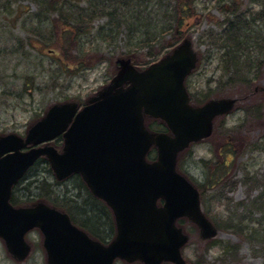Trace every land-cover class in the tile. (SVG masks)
<instances>
[{
    "label": "rangeland",
    "instance_id": "374dc122",
    "mask_svg": "<svg viewBox=\"0 0 264 264\" xmlns=\"http://www.w3.org/2000/svg\"><path fill=\"white\" fill-rule=\"evenodd\" d=\"M39 1L0 0V138H25L53 106L75 105L76 113L81 111L111 88L122 69L120 63L127 62L137 73H144L188 43L197 57L194 70L184 81L190 106L201 108L211 99L227 96L245 99L230 114L211 123L209 136L190 142L179 153L177 169L198 188L201 213L216 229L211 238H203L198 230L184 257L202 264H264V246L256 238L264 234V0L258 4L253 0H194L188 10L201 22L194 25L193 19H188L185 37L167 53L157 47L159 43L155 46V41L147 45L153 44L149 46L152 49L135 43L142 41L147 28L151 31L159 25L161 29L169 20L161 22L162 11L154 6L155 0L137 5L140 8L134 1L125 3L127 0H45L43 5ZM97 11L106 12V16L96 18ZM89 13L91 18L75 36L69 30L71 23L79 30L81 27L71 22L70 16L87 18ZM236 14L245 15L241 22L251 23L250 33L245 35L252 39L244 48L247 57L234 65L230 58L224 59L219 45L227 21ZM137 15L143 16L144 22ZM119 19L124 21L120 29ZM160 41L167 44L169 35ZM130 86L125 82L121 88ZM144 118L149 122L159 119ZM63 134L58 143H31L28 147H53L62 153ZM150 150L157 151L156 146ZM48 168V164L31 168L19 190L26 186L34 189L36 181H41L45 191L36 193H52L60 202L73 196L68 189L87 188L81 175L58 181ZM229 218L233 222L226 225ZM30 239L32 256L20 263L0 239V264H48L38 233ZM207 241L213 242L214 248H205Z\"/></svg>",
    "mask_w": 264,
    "mask_h": 264
},
{
    "label": "water",
    "instance_id": "95a60500",
    "mask_svg": "<svg viewBox=\"0 0 264 264\" xmlns=\"http://www.w3.org/2000/svg\"><path fill=\"white\" fill-rule=\"evenodd\" d=\"M187 45L144 73L122 62L111 88L80 112L75 105L53 106L25 140L0 138V237L13 254L25 246L24 234L37 227L44 235L48 264H112L116 258L185 264L179 250L187 237L174 225L178 218L189 217L203 238L216 234L201 213L198 192L176 172V157L190 142L209 136L213 117L228 112L235 101L214 100L197 109L188 104L183 83L197 59ZM125 82L131 86L122 89ZM144 115L162 119L172 136L149 133ZM63 132L62 153L53 147L21 152ZM152 145L157 160L147 163ZM41 155L58 180L81 174L94 195L112 208L117 235L110 245L92 242L55 210L8 206L9 188ZM158 199H163L162 207L156 206Z\"/></svg>",
    "mask_w": 264,
    "mask_h": 264
},
{
    "label": "trees",
    "instance_id": "16d2710c",
    "mask_svg": "<svg viewBox=\"0 0 264 264\" xmlns=\"http://www.w3.org/2000/svg\"><path fill=\"white\" fill-rule=\"evenodd\" d=\"M34 1H37V0H34ZM133 1L135 5L137 6L141 4L146 5L148 2L151 3L153 0H127L125 3L131 4ZM162 1H165L163 5L160 3ZM39 2H41V4L43 5L45 0H42ZM88 2H89V5L93 6L90 1ZM193 2L194 0H159V2L155 0L154 6H156L158 10L162 11L161 16L163 17V20L161 22H164L168 19L169 20L167 24L163 26L161 29H160L161 26L159 27V25L158 27L154 25L152 27L154 29H152L151 31H149V28H147L146 32L143 34L142 41L138 39V40H135V43L137 44V43L142 42V45H143L142 47L150 48L149 46H152L153 44L149 45L148 47L147 45L155 41L154 43L155 46L159 43L160 45L157 47H159L165 53L169 52V49H171L172 47H174L175 45H177L179 42L182 41L180 39L184 36L183 28H186V30H188V23H189L188 19L192 18L194 25L199 24L201 22L197 16H193L190 10H188L189 8L193 6ZM258 2L260 3L259 0H253V3L258 4ZM104 15L106 16V12L103 11L100 13L97 11L96 18L100 16H104ZM85 16L87 18H84L82 15L70 16V21L75 24H79L81 27L79 30V27H76V26L74 27L73 24L69 21L72 25V28H70L69 30H71V32L75 36H78L79 34H81V32L83 31L82 26H84L85 22H87V20L91 18L90 13L89 15H85ZM137 16H139L138 20L142 19V22H144L143 16L141 15H137ZM242 18H245V15L239 16V14H236L234 19L228 20L224 30L222 31V34H221L222 37L220 38L221 45L219 46L222 47L223 49L222 54H223L224 59L230 58L234 65L239 64L242 61V58L247 57L246 53L244 52V48L246 47L245 45H247V41L251 37V35H245V33L247 32L250 33L249 28L251 27V23L241 22L240 19ZM132 19L133 18H130L128 19V21H131ZM119 20H122L120 25H118V28L120 29L121 26L124 25V21L123 19H119ZM253 20L254 19L251 18V21ZM156 23L157 22H155V24ZM114 26L117 28L116 24ZM165 34L169 35V42H167V44H166V41H160ZM148 57H151V55L148 54ZM145 124H146V127L151 131L167 132L165 125L160 120H153L151 122L146 120ZM60 141L61 139L59 138L55 141V143H58ZM155 154H156L155 150H151L147 156L148 161L155 160L156 158ZM44 161L45 160H40L39 162L40 165L46 166L47 164ZM40 182L41 181L37 183L38 187L44 188V182H41V183ZM80 206L83 208L81 210V213L78 216H80L81 218L85 217L86 218L85 221L90 222L92 225L96 226L97 228H101V229L107 228V225L105 224V221H104V217L98 212V210L95 209V207L91 206L88 203L84 204L83 206L82 205ZM230 222H233V219L229 218L225 223L227 225ZM216 226L217 228H222L219 224H217ZM230 227H232L230 229L233 230V225ZM240 228L242 230L245 229L243 227H240ZM253 231L258 234V230L253 229ZM258 236H261V235L258 234ZM256 238L261 239L259 241V244L261 243V245L264 246V234L261 237H256Z\"/></svg>",
    "mask_w": 264,
    "mask_h": 264
},
{
    "label": "flooded vegetation",
    "instance_id": "af4514ba",
    "mask_svg": "<svg viewBox=\"0 0 264 264\" xmlns=\"http://www.w3.org/2000/svg\"><path fill=\"white\" fill-rule=\"evenodd\" d=\"M34 166L32 168H34ZM27 175H29V173L26 174L24 177H22L20 180H18L17 183L14 184L13 187L11 188L10 195L7 200L8 205H10L14 209H31V208H35L38 205L44 204L45 206L51 209H55L61 213H65L68 216L70 223L76 229L82 231L85 235H87V237L92 241L98 242L101 245H108L112 241V239L115 236V230H116L113 212L103 200L93 195V193L88 188L84 187L85 189H77V188L71 190L68 189L67 193H71L70 195L73 196L68 195L62 200H60V202H58L56 196L52 193H50V195L37 194L36 191H38L39 193V191L43 189V188H39L38 186L34 188L37 190L31 188V186L29 187L26 186V188L19 190L18 188L19 185H21L27 179ZM183 175L185 178L189 179L187 174H183ZM71 178L74 179L75 177L72 175L69 179ZM36 183L38 182L36 181ZM86 203L95 207V209L98 210V212L104 217L105 224L107 225L106 229L97 228L96 226L92 225L90 222L85 221L86 219L85 217L81 218L80 216H78L83 208L80 205L83 206ZM163 203L164 202L162 200H158L157 206L160 207L163 205ZM67 205L69 209H67ZM176 227L180 228L182 230V233L188 236V242L190 239L191 240L195 239L196 238L195 234L199 233L198 227L190 223L187 218L178 219L176 221ZM35 232H37L39 238L42 239V246H43L44 237L38 229L34 228L28 231L24 235L23 243L25 246L22 247L21 251H19L17 255L13 254L8 249L6 243L3 241L8 250L7 252L15 261H18L19 263L24 262L26 259H29L32 256L33 244L30 239V235ZM188 242L180 249L181 257L183 258L186 264H202L201 262L198 261L195 262L192 259L187 260L184 257L187 256L186 250L189 247V243H190ZM203 246L205 248L208 247L209 250L214 248L213 242L210 241H207V243H205ZM25 251H28L27 256ZM45 258L47 262V255H45ZM121 261L126 264H131L120 259H115L113 261V264H118ZM163 264H172V263H163Z\"/></svg>",
    "mask_w": 264,
    "mask_h": 264
}]
</instances>
